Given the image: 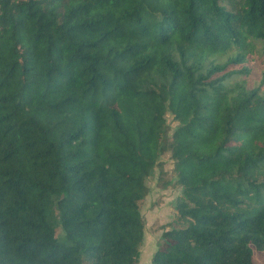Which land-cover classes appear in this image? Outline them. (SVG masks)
Masks as SVG:
<instances>
[{
	"label": "trees",
	"instance_id": "16d2710c",
	"mask_svg": "<svg viewBox=\"0 0 264 264\" xmlns=\"http://www.w3.org/2000/svg\"><path fill=\"white\" fill-rule=\"evenodd\" d=\"M255 48L264 0H0V264H138L165 152L180 194L151 264H259Z\"/></svg>",
	"mask_w": 264,
	"mask_h": 264
},
{
	"label": "rangeland",
	"instance_id": "374dc122",
	"mask_svg": "<svg viewBox=\"0 0 264 264\" xmlns=\"http://www.w3.org/2000/svg\"><path fill=\"white\" fill-rule=\"evenodd\" d=\"M248 59L246 66L249 68V72L237 75L236 79H246L249 87H252L259 85L264 76V55L258 48H255ZM261 88L264 91V84L261 85ZM167 120L171 132L177 122L174 121L172 115H167ZM147 183L150 191L140 203L145 224V236L138 264H151L152 256L161 241L163 232L171 229L175 224L176 209L174 205L176 197L180 194V187L177 183L174 161L170 152H165L161 156L159 164L154 168ZM60 232L62 233L61 229ZM254 260L259 264H264V252L256 251Z\"/></svg>",
	"mask_w": 264,
	"mask_h": 264
}]
</instances>
